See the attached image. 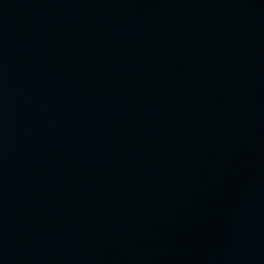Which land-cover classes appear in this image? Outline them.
<instances>
[{
    "label": "water",
    "instance_id": "obj_1",
    "mask_svg": "<svg viewBox=\"0 0 264 264\" xmlns=\"http://www.w3.org/2000/svg\"><path fill=\"white\" fill-rule=\"evenodd\" d=\"M0 264H264V0H0Z\"/></svg>",
    "mask_w": 264,
    "mask_h": 264
}]
</instances>
